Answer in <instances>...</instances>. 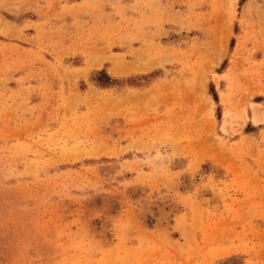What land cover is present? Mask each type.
Returning a JSON list of instances; mask_svg holds the SVG:
<instances>
[{
    "label": "rangeland",
    "instance_id": "obj_1",
    "mask_svg": "<svg viewBox=\"0 0 264 264\" xmlns=\"http://www.w3.org/2000/svg\"><path fill=\"white\" fill-rule=\"evenodd\" d=\"M0 264H264V0H0Z\"/></svg>",
    "mask_w": 264,
    "mask_h": 264
},
{
    "label": "trees",
    "instance_id": "obj_2",
    "mask_svg": "<svg viewBox=\"0 0 264 264\" xmlns=\"http://www.w3.org/2000/svg\"><path fill=\"white\" fill-rule=\"evenodd\" d=\"M106 78H108V79H106L107 81L109 80V77L106 75Z\"/></svg>",
    "mask_w": 264,
    "mask_h": 264
}]
</instances>
